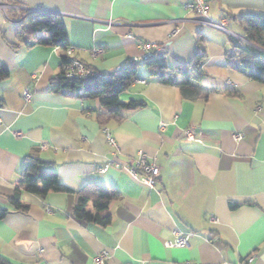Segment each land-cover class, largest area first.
<instances>
[{"label": "crops", "instance_id": "obj_1", "mask_svg": "<svg viewBox=\"0 0 264 264\" xmlns=\"http://www.w3.org/2000/svg\"><path fill=\"white\" fill-rule=\"evenodd\" d=\"M3 1L8 8H0V62L10 76L0 81V208L8 210L0 221V264H93L102 251L106 264H238L250 256V264H264V83L226 65L230 35L185 10L191 0ZM204 1L209 20L227 19L228 31L240 38L238 19L264 13V0ZM17 5L59 15L73 57L101 76L129 60L142 62L139 42L164 45L168 72L188 70L199 36L207 76L174 73L184 82L181 91L151 78L141 64L119 100L145 105L108 124L115 149L96 120L97 99L50 91L65 51L25 49L15 36L23 17ZM94 49L102 53L92 55ZM189 126L200 133L198 140L183 138ZM36 150L42 171L73 192L89 183L116 189L111 223L75 219L73 193L23 192L28 211H14L8 198L25 158ZM141 155L159 169L152 189L123 167ZM230 202L238 207L230 209ZM174 230L191 234L186 247L165 248Z\"/></svg>", "mask_w": 264, "mask_h": 264}, {"label": "trees", "instance_id": "obj_2", "mask_svg": "<svg viewBox=\"0 0 264 264\" xmlns=\"http://www.w3.org/2000/svg\"><path fill=\"white\" fill-rule=\"evenodd\" d=\"M23 14L18 20V27L15 32L25 49L30 50L38 46L50 45L59 50L65 51L69 46V38L66 26L62 18L53 13L21 11ZM242 30V39L247 43L242 46L232 41L225 52L226 65L245 76L250 80L264 83V13H254L242 16L238 19ZM45 33L51 35V39L35 36ZM199 48L188 65V70L181 67L168 72L166 52H153L151 56L142 61L129 60L119 71L107 75L87 78H66L64 66L68 62L66 56L61 57V65L58 73L49 81V89L54 93L68 91V96L74 99L92 97L99 101L100 110L96 113V120L102 129H109L107 126L112 122L125 120L124 112L143 107V101H130L122 103L119 100L121 93L125 92L131 83L138 76V69L143 64L149 70L151 78L157 82L183 90L184 82L178 81L174 73L191 75L194 80H201L206 77L202 70V63L206 58V52L202 47L203 37L197 38ZM15 47V44H10ZM10 76L8 67L0 62V81L7 80ZM230 95L235 92L228 90ZM3 101L0 99V108ZM43 163L39 160L38 151L31 152L24 160L20 171L19 184L14 188L8 202L14 211L26 213L28 204L22 200V193L27 192L33 195H46L50 192L73 193L75 202L72 215L75 219L105 227L111 223L109 204L120 197L116 189L109 192L98 185L89 183L77 192L63 186L57 175L44 173ZM236 203H229L230 209L237 208ZM8 210L0 208V221L7 215Z\"/></svg>", "mask_w": 264, "mask_h": 264}, {"label": "built area", "instance_id": "obj_3", "mask_svg": "<svg viewBox=\"0 0 264 264\" xmlns=\"http://www.w3.org/2000/svg\"><path fill=\"white\" fill-rule=\"evenodd\" d=\"M14 7L16 9L26 11L27 13L37 11L35 9L22 6V5H17ZM0 8L6 13L8 6L4 3L3 0H0ZM184 8L185 10L189 12H194L195 14L200 16L204 20V22H206L207 24H210L219 30H223L227 32L230 35L231 40L235 42L236 44H239L242 46L247 44L242 38L228 31L227 29L228 20L227 19L221 18L215 21L209 20V17H208L209 8H208V4L206 1L191 0L190 2L184 5ZM139 48L142 53V58L140 59L141 61L148 59L153 52H164L165 51L164 45L156 44L152 42H139ZM73 51H74L73 48H71L70 46L65 50V56L68 59V62L64 66L66 78H87L90 76L98 78L101 76L97 72L88 68L83 62L73 57ZM101 53H102V50L100 49H94L92 51V55H97ZM133 61L138 62L139 60L134 59ZM117 71H119V68L117 69ZM141 82L145 83L144 81H141ZM29 97H30V94L28 92H25L23 94V98L25 100H28ZM159 128L160 130H164L165 123H161ZM103 132L105 133L108 144L111 147L118 149L117 144L115 143V140L111 137L110 130L105 128L103 129ZM14 135L17 137L21 136L20 133H14ZM182 136L187 141H195L199 139L200 133L195 127L189 126L182 130ZM237 138L239 139L240 136L238 135ZM40 149L44 150L46 149V146L41 145ZM108 165L109 164L105 165L102 168H99L98 171L101 173L104 172L107 169ZM123 167L126 168L130 172V174L134 178H137L142 184H144L148 188H151V189L154 188L156 184V180L159 176V169L155 165L147 163L144 155H141L134 162V164L132 165L125 164L123 165ZM172 234H173V238L171 240H167L164 242L165 248H182L188 245V239H189V236L191 235L189 232L174 230ZM106 260H107V253L105 251H102L93 258V264H106ZM252 261H253V256H250L247 259L239 262L238 264H250Z\"/></svg>", "mask_w": 264, "mask_h": 264}, {"label": "rangeland", "instance_id": "obj_4", "mask_svg": "<svg viewBox=\"0 0 264 264\" xmlns=\"http://www.w3.org/2000/svg\"><path fill=\"white\" fill-rule=\"evenodd\" d=\"M236 28H237L236 31L239 33L240 32L239 28L238 27H236Z\"/></svg>", "mask_w": 264, "mask_h": 264}]
</instances>
